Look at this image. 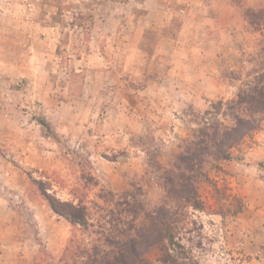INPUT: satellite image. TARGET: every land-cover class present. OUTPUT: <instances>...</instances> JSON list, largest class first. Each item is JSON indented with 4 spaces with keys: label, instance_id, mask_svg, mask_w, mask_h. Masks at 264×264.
<instances>
[{
    "label": "rangeland",
    "instance_id": "rangeland-1",
    "mask_svg": "<svg viewBox=\"0 0 264 264\" xmlns=\"http://www.w3.org/2000/svg\"><path fill=\"white\" fill-rule=\"evenodd\" d=\"M251 10L264 0H0V264L93 245L42 189L94 222L139 189L161 204L150 161L170 169L205 122L232 126L226 103L263 67ZM231 155L176 227L184 264H264V120Z\"/></svg>",
    "mask_w": 264,
    "mask_h": 264
},
{
    "label": "trees",
    "instance_id": "trees-1",
    "mask_svg": "<svg viewBox=\"0 0 264 264\" xmlns=\"http://www.w3.org/2000/svg\"><path fill=\"white\" fill-rule=\"evenodd\" d=\"M246 16L254 27L264 24V10H251ZM261 64L253 81L244 84L235 100L226 103L232 126L205 122L170 169L150 161L149 167L158 172L165 190L163 201L152 211H147L144 201L138 198L139 189L117 202L118 210L106 211L102 221L94 222L85 205L61 202L42 189L51 209L71 225L82 228L93 241L87 246L71 240L58 264H152L147 254L154 248L161 249L160 264H184L176 254L183 250L176 240V227L186 209H204L197 185L206 178L205 165L231 159V150L258 131L264 120V58ZM101 198L106 203L114 200L113 195Z\"/></svg>",
    "mask_w": 264,
    "mask_h": 264
}]
</instances>
